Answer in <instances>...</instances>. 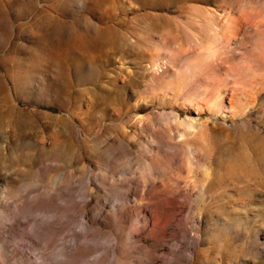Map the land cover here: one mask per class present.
Listing matches in <instances>:
<instances>
[{"label":"rangeland","instance_id":"1","mask_svg":"<svg viewBox=\"0 0 264 264\" xmlns=\"http://www.w3.org/2000/svg\"><path fill=\"white\" fill-rule=\"evenodd\" d=\"M192 132L214 161L264 137V0H0V264H114L128 210L138 264L153 189L197 190ZM210 195L145 264H264V180Z\"/></svg>","mask_w":264,"mask_h":264},{"label":"bare ground","instance_id":"2","mask_svg":"<svg viewBox=\"0 0 264 264\" xmlns=\"http://www.w3.org/2000/svg\"><path fill=\"white\" fill-rule=\"evenodd\" d=\"M172 120H177V116L173 118L172 116L162 115L160 117V121L162 122L161 127H165L163 124L172 123ZM246 124L248 123L244 122V125ZM192 128L193 125L189 124L188 129ZM160 132V130L155 131L153 133V138L156 139L155 135ZM180 136L183 137V147L171 153H173L174 156V153L180 155V157L182 156V164L184 167L188 169L189 173L196 175V181L193 183V191L195 189L197 190L193 193L192 190H189L187 187L175 188L171 185L165 186L163 190L161 189V192L154 187L153 191L150 189L154 197L149 199V204L147 205L149 210L146 209V211L151 218L148 229L150 231L149 233L153 236V241H148L147 246H143L144 248L141 252L143 257L139 259L138 264H145L149 259H154L156 257L159 247L157 241L178 215L182 207V205H180L181 202H183L184 205L198 207V212L202 213L203 207L208 202L207 200L214 196H211L210 193L215 181L221 182L224 178L229 180L242 178L246 181L247 186L252 187L260 183L261 180H264L263 176L260 178L258 175L259 161L258 156L255 154L258 149L264 150V137H260L258 134L247 136L245 142L252 147V150L249 148H246L244 151L236 150L232 152L227 159L217 158V164H215L216 160H212V154L206 138H197L195 132H192L189 136H185L182 133ZM202 160H204L203 169L198 170V166ZM150 167H154L152 162L146 163V161H142L140 171L143 175H148L151 171ZM196 193L197 197L193 198V195ZM178 195H182L184 200H178ZM128 216L130 220H132L130 226H124L125 224L122 225L121 219L116 217V215L115 218H109V224L114 226L117 232L116 238L120 240L118 249L115 253L116 260L114 264H131L129 260L131 257V249L127 246V239L137 235L140 228L134 220L133 210H128Z\"/></svg>","mask_w":264,"mask_h":264}]
</instances>
